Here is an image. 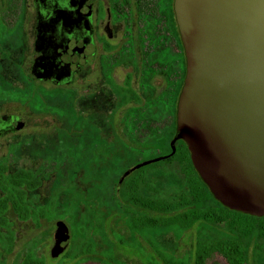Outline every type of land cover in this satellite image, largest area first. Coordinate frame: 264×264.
<instances>
[{
	"label": "rangeland",
	"instance_id": "rangeland-1",
	"mask_svg": "<svg viewBox=\"0 0 264 264\" xmlns=\"http://www.w3.org/2000/svg\"><path fill=\"white\" fill-rule=\"evenodd\" d=\"M24 20H30L29 14ZM30 57L29 52L25 58ZM127 72L116 74L114 82L122 84ZM25 74L20 81L22 89L18 88L21 96L0 104L1 120L7 121L12 114L21 119L17 132L0 135V160H5L7 172L36 173L40 185L27 192L32 209L29 217L19 218L10 207L4 213L7 226H0V264H20L29 253L44 264H147L160 260L159 254L193 264L197 227L168 233L140 232L99 191L97 173L109 167L111 146L121 142L135 146L123 123L125 108L119 106L111 85L98 79L83 88L84 81L79 79L72 90L53 89L36 83L27 67ZM138 85V76L133 73L132 87L144 102L148 95L140 93ZM169 121L168 114L152 128L164 127ZM140 149L143 151L133 162L165 153L145 146ZM148 175L166 190H176L181 177L174 166L152 168ZM57 221L65 223L69 239L63 252L52 257ZM261 244L259 254L249 249L247 264H264V240ZM206 264L227 263L213 254Z\"/></svg>",
	"mask_w": 264,
	"mask_h": 264
},
{
	"label": "flooded vegetation",
	"instance_id": "flooded-vegetation-1",
	"mask_svg": "<svg viewBox=\"0 0 264 264\" xmlns=\"http://www.w3.org/2000/svg\"><path fill=\"white\" fill-rule=\"evenodd\" d=\"M25 67L53 89L72 90L79 79L88 88L102 79L125 108L123 123L161 122L174 101L176 108L185 74L173 0H1L0 104L21 96ZM125 70L122 84L115 83ZM133 73L148 95L144 102L132 87ZM16 123V114L0 119V135L17 132Z\"/></svg>",
	"mask_w": 264,
	"mask_h": 264
},
{
	"label": "water",
	"instance_id": "water-1",
	"mask_svg": "<svg viewBox=\"0 0 264 264\" xmlns=\"http://www.w3.org/2000/svg\"><path fill=\"white\" fill-rule=\"evenodd\" d=\"M173 9L185 74L169 155L175 141H184L194 170L216 201L263 217L264 0H173ZM20 127L16 123L14 129ZM167 156L133 165L118 182ZM68 239L65 223L57 221L50 255L61 254Z\"/></svg>",
	"mask_w": 264,
	"mask_h": 264
},
{
	"label": "trees",
	"instance_id": "trees-1",
	"mask_svg": "<svg viewBox=\"0 0 264 264\" xmlns=\"http://www.w3.org/2000/svg\"><path fill=\"white\" fill-rule=\"evenodd\" d=\"M175 111L174 101L173 106L168 107L170 121L164 127L152 128L153 122L124 123L135 146L123 142L111 146L109 167L97 173L101 184L99 191L124 214L129 225L140 232L168 233L197 227L193 264H206L213 254L221 256L227 264H247L249 249L253 254L262 250L264 216L236 212L216 201L194 170L184 141H175V152L169 155V143L175 133ZM133 135L140 137L133 138ZM144 146L147 150L165 151L155 157L168 156L131 171L119 183L122 173L140 162H133V158L143 151L140 147ZM170 166L178 168L181 173L176 190L159 187L148 175L152 168ZM7 169L5 160H0V226H7L4 213L9 207L21 219L32 214L27 192L40 185L38 175L32 171L7 172ZM117 192L119 197H116ZM159 255L160 260L147 264H184ZM20 264L44 262L29 253Z\"/></svg>",
	"mask_w": 264,
	"mask_h": 264
}]
</instances>
